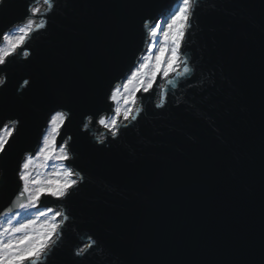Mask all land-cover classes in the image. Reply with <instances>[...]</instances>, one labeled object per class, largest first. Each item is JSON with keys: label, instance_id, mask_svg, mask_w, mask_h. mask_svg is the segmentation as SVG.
Wrapping results in <instances>:
<instances>
[{"label": "water", "instance_id": "95a60500", "mask_svg": "<svg viewBox=\"0 0 264 264\" xmlns=\"http://www.w3.org/2000/svg\"><path fill=\"white\" fill-rule=\"evenodd\" d=\"M28 3L8 0L0 30L14 31ZM55 3L31 55L0 70V120L20 121L0 157V208L17 191L22 154L65 111L61 132L84 182L67 203L74 222L51 264H264V0H198L185 39L192 75L166 85L165 108L152 96L115 139L82 122L108 113L110 84L144 50L142 21L177 0ZM89 237L100 247L75 256Z\"/></svg>", "mask_w": 264, "mask_h": 264}, {"label": "snow or ice", "instance_id": "6c2138e0", "mask_svg": "<svg viewBox=\"0 0 264 264\" xmlns=\"http://www.w3.org/2000/svg\"><path fill=\"white\" fill-rule=\"evenodd\" d=\"M7 2L0 0V8ZM198 6V0H177L175 9L167 15L142 21L143 52L122 79L110 84L106 94L108 113L88 116L82 122L84 130L98 125L108 137L115 139L124 134L122 128L128 129L142 118L145 103L152 96L157 98L156 108L168 105L167 86L175 89L181 78L191 76L194 71L185 57V39ZM55 9V0H29L24 18L14 26L16 31L0 30L3 45L0 70L15 63L18 57L31 55V43L37 34L47 31ZM4 83L0 79V85ZM23 83L27 85L29 81ZM67 122H70L67 112L54 111L46 120V132L36 150L24 152L18 162L17 191L8 205L0 208V264H51L67 239L74 222L67 203L84 182V177L74 168L76 157L68 144L71 137L61 132ZM19 125L20 121L14 118L0 120V157L6 156L17 142ZM93 135L99 144H105V135ZM38 158L43 160L38 167L47 168L49 162L58 166L47 179L33 177L34 161ZM99 247L89 237L87 243L77 244L74 255L87 259Z\"/></svg>", "mask_w": 264, "mask_h": 264}, {"label": "rangeland", "instance_id": "374dc122", "mask_svg": "<svg viewBox=\"0 0 264 264\" xmlns=\"http://www.w3.org/2000/svg\"><path fill=\"white\" fill-rule=\"evenodd\" d=\"M15 31H16V29L13 32H15ZM1 46H3V45H1ZM41 163H43L42 158H38L34 161V165H33V177L34 178L40 177L42 179H47V178H49L52 171L57 170L58 166L54 162H49V166L47 168L38 167V165Z\"/></svg>", "mask_w": 264, "mask_h": 264}]
</instances>
